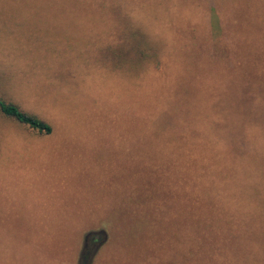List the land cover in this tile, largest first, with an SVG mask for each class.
<instances>
[{"label": "rangeland", "instance_id": "rangeland-1", "mask_svg": "<svg viewBox=\"0 0 264 264\" xmlns=\"http://www.w3.org/2000/svg\"><path fill=\"white\" fill-rule=\"evenodd\" d=\"M0 94V264H264V0H0Z\"/></svg>", "mask_w": 264, "mask_h": 264}, {"label": "trees", "instance_id": "trees-1", "mask_svg": "<svg viewBox=\"0 0 264 264\" xmlns=\"http://www.w3.org/2000/svg\"><path fill=\"white\" fill-rule=\"evenodd\" d=\"M119 6L122 7L120 3H117L116 5L113 4L111 8L119 10ZM100 8L104 11L105 7L103 6V8ZM127 19L128 21L126 23H123L120 18L116 19L115 22H113L116 27H113V30L108 33L112 40L121 38L125 39L123 49L118 50L112 45L106 44V46L95 52L92 63L96 62L105 67H109V63H112L113 70H118L124 67L123 69H125L126 72L127 70L134 68L135 73L138 74L136 70L143 68L142 65L146 66L149 59L157 60L158 52L156 50H153L156 53L154 55L147 53V50L151 48V44L148 41L149 37L146 36V33L141 32V30L133 29L132 24L134 19L131 17V14H127ZM138 31L141 33H138ZM127 39H130V41L128 42ZM157 47L162 48L160 45H157ZM132 53L134 54V57H132ZM134 59L137 61H133ZM103 62L105 64H103ZM139 63L142 64L140 65ZM138 64L139 66L136 68ZM0 116L13 122H17L20 125H24L40 135H49L52 132V128L47 122L40 119L37 115L23 111L17 104L5 100L1 94ZM83 260V264H86L85 256L83 257Z\"/></svg>", "mask_w": 264, "mask_h": 264}, {"label": "flooded vegetation", "instance_id": "flooded-vegetation-1", "mask_svg": "<svg viewBox=\"0 0 264 264\" xmlns=\"http://www.w3.org/2000/svg\"><path fill=\"white\" fill-rule=\"evenodd\" d=\"M90 239H92V237H91ZM94 243H95L94 241H90V240H89V245H90V246L93 245Z\"/></svg>", "mask_w": 264, "mask_h": 264}, {"label": "water", "instance_id": "water-1", "mask_svg": "<svg viewBox=\"0 0 264 264\" xmlns=\"http://www.w3.org/2000/svg\"><path fill=\"white\" fill-rule=\"evenodd\" d=\"M92 236H93V234L88 235V237H92Z\"/></svg>", "mask_w": 264, "mask_h": 264}]
</instances>
